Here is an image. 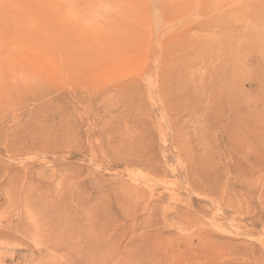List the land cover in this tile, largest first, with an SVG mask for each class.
Instances as JSON below:
<instances>
[{"label": "rangeland", "instance_id": "rangeland-1", "mask_svg": "<svg viewBox=\"0 0 264 264\" xmlns=\"http://www.w3.org/2000/svg\"><path fill=\"white\" fill-rule=\"evenodd\" d=\"M263 2L0 0V264H264Z\"/></svg>", "mask_w": 264, "mask_h": 264}, {"label": "bare ground", "instance_id": "bare-ground-1", "mask_svg": "<svg viewBox=\"0 0 264 264\" xmlns=\"http://www.w3.org/2000/svg\"><path fill=\"white\" fill-rule=\"evenodd\" d=\"M261 3H262V1H261ZM263 4H264V2H263Z\"/></svg>", "mask_w": 264, "mask_h": 264}]
</instances>
